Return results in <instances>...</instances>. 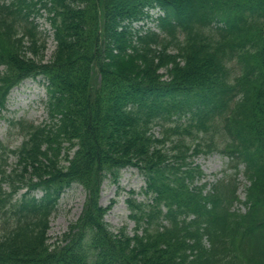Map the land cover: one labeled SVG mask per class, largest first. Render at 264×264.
I'll list each match as a JSON object with an SVG mask.
<instances>
[{
    "label": "trees",
    "instance_id": "1",
    "mask_svg": "<svg viewBox=\"0 0 264 264\" xmlns=\"http://www.w3.org/2000/svg\"><path fill=\"white\" fill-rule=\"evenodd\" d=\"M153 8L159 32L133 30ZM0 68V113L24 79L48 93V121L15 123L16 149L0 142V209L16 217L0 221V264H264V0H0ZM213 152L243 167V201L232 176L198 184L194 160ZM125 167L145 179L147 201L126 200L132 235L99 204ZM72 184L81 213L49 243Z\"/></svg>",
    "mask_w": 264,
    "mask_h": 264
},
{
    "label": "rangeland",
    "instance_id": "2",
    "mask_svg": "<svg viewBox=\"0 0 264 264\" xmlns=\"http://www.w3.org/2000/svg\"><path fill=\"white\" fill-rule=\"evenodd\" d=\"M157 10H150V13L155 17ZM39 25V30L46 37V51L43 60L49 61L55 49V43L52 39V30L49 22L46 19V14L36 19ZM153 25H151L152 27ZM2 69V68H0ZM234 71H231L233 76ZM40 78L36 80L27 79L13 88L7 97L6 107L0 113V142L8 149H16L23 141V134L19 127L15 124L18 122L31 123L34 125L42 124L48 121L47 101L48 94L45 85L39 83ZM159 128H154L153 133L159 135ZM187 141L191 136L186 137ZM218 141V140H216ZM191 142V141H190ZM194 143V142H193ZM8 169L11 170L16 164L15 156L9 154L7 158ZM195 164L200 166L204 174V178L198 184L207 182L209 187L221 178L230 177L233 175L229 167L228 160L218 152H213L208 156H200L195 160ZM242 170V169H241ZM238 183L237 195L243 200L244 189L247 181L240 171L235 175ZM218 182V181H217ZM145 180L142 174L135 168H125L120 173L118 183H113L111 179H106L101 185L99 203L102 206H107L113 201L112 207L104 217L108 228L116 233L121 227H125L129 235L133 234L134 222L129 220V211L126 205V199L131 191L136 192L138 201H145V197L140 194L144 189ZM6 189V187H4ZM24 192L20 190L14 200L19 197V194ZM36 196L41 195L40 191L35 192ZM85 200V191L78 185L73 184L67 188L60 196L55 212L51 215L49 222V230L47 232L49 243H54L67 231L68 225L75 222L82 210ZM240 204H235L234 208H240ZM9 207L5 206L0 209V221L3 226H10L16 219L8 211Z\"/></svg>",
    "mask_w": 264,
    "mask_h": 264
}]
</instances>
